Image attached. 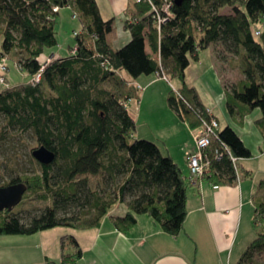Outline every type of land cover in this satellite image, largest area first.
<instances>
[{
    "label": "trees",
    "instance_id": "obj_1",
    "mask_svg": "<svg viewBox=\"0 0 264 264\" xmlns=\"http://www.w3.org/2000/svg\"><path fill=\"white\" fill-rule=\"evenodd\" d=\"M152 1L162 9L166 0ZM172 1L174 16L159 28L153 4L134 0L124 25L131 40L115 48L108 36L116 19H105L97 0H0V63L9 58L12 66L30 77L46 64L42 59L46 50L59 44L56 27L62 8L70 7L82 24L75 34L76 54L49 63L40 81L7 84L0 91V113L7 118L0 128V142L8 139L11 127L33 130L39 146L46 145L57 155L49 165L36 159L40 170L0 184L26 183L28 191L21 203L28 196L52 199L28 221L13 209L0 211V235H33L60 226L99 227L118 203L127 207L126 214L114 221L121 231L131 230L140 215H149L164 231L178 235L187 218L193 183L205 179L233 184L238 179L231 158L225 155L212 161L209 174L192 180L158 142L135 137L137 124L130 109L105 86L115 79L126 88L128 99L140 101L141 90L130 83L168 67L181 81L182 96L195 107L205 108L196 90L187 85L186 70L192 60L199 59L200 50L223 43L236 52L245 51L247 82L233 91L227 88L230 112L244 117L260 109L257 121L264 131V28L260 27L264 0H182L180 5ZM55 6L61 10L55 12ZM227 7L232 13H222ZM148 42L152 52L147 50ZM11 65L7 64L8 70ZM168 103L191 129L200 127L201 119L174 89ZM218 131L234 155L253 156L232 126ZM105 171L110 173L113 189H93L87 176ZM260 186L264 187V180ZM72 208L77 211L71 213ZM254 224L257 236L237 264H254L264 254V199L256 200ZM81 257L78 247L75 256L65 257L63 263Z\"/></svg>",
    "mask_w": 264,
    "mask_h": 264
},
{
    "label": "crops",
    "instance_id": "obj_2",
    "mask_svg": "<svg viewBox=\"0 0 264 264\" xmlns=\"http://www.w3.org/2000/svg\"><path fill=\"white\" fill-rule=\"evenodd\" d=\"M97 2L105 19L113 17L116 19L115 28L108 36L109 42L115 48L125 46L131 40V35L123 31L124 37L120 40L118 36L115 35L113 39L112 36L117 29V20H121L124 30H127L124 25L126 19L131 16L129 12L133 10L134 0H97ZM58 22L59 16L57 24ZM75 46H69L66 55L54 52L50 57L54 54H58L59 57L70 56L71 49ZM147 50L152 52L149 42ZM201 51L198 59L200 64H202ZM194 61L192 60L186 70V83L197 92L193 79L198 70L190 71ZM119 74L127 77L122 71ZM156 76L158 73L142 75L133 82L141 84L139 81L143 80L142 83L148 89L161 86L159 85L161 82H167L164 77ZM171 90L167 93V100ZM126 92L124 88L125 95ZM198 99L208 107L199 95ZM170 110L174 114L172 123L176 128L172 133L176 139L175 151L172 147L164 149L161 140L158 143L163 152L171 155L184 173L190 176L186 157L196 148V132L171 106ZM232 115L239 117L241 130L231 124L227 126H232L237 131L253 156L240 159L244 163L240 167L239 178L233 184H217L205 179L193 183L188 191L187 218L178 235L164 231L149 215H140L138 223L131 230L121 231L114 221L116 217L126 214L127 207L118 203L99 227L72 228L71 233L66 232L62 235L52 231L53 229L33 235H0V264H41L49 260L63 261L67 256H75L78 247L82 249V257L74 261L70 260V264H237L257 236L254 224L256 200L264 199V187L260 186L264 180V131L257 121L258 118L255 128H251L250 133H244L254 137L256 144H251L243 134L247 115L243 117L239 112ZM217 118L219 119L218 116ZM220 128H225L222 127L221 122ZM162 143L166 145V142ZM217 185L219 187L215 188ZM254 261L262 264L264 254L257 256Z\"/></svg>",
    "mask_w": 264,
    "mask_h": 264
},
{
    "label": "rangeland",
    "instance_id": "obj_3",
    "mask_svg": "<svg viewBox=\"0 0 264 264\" xmlns=\"http://www.w3.org/2000/svg\"><path fill=\"white\" fill-rule=\"evenodd\" d=\"M222 13L230 14L232 13V9L230 7L224 8ZM122 23L121 20H117V29L112 39L115 35L118 36V40L122 39L124 37L123 33L125 32L131 35L129 30H124ZM260 27L264 28V20L260 24ZM56 29L58 31L59 44L54 48H48L42 56L43 60L48 61L51 59L52 62L59 59L60 57H58V54H54L50 57L54 52H60L62 55H66L69 46L77 44L75 32L82 30V24L79 18L73 16L72 9L70 7H65L61 10ZM244 53L245 51L243 49L236 52L235 48L232 49L223 43H216L209 49L201 51L202 64H200L198 60H195L190 70H198V73L195 74V78L193 79L197 94L203 102L212 109L215 116L219 117L222 127H227V125L231 124L241 130L240 124L238 123L239 117L237 115H232L230 112L227 88L233 91L234 88L242 87V85L247 82V75L244 72ZM8 59H5L6 63L11 65L12 63ZM16 63L18 64V62ZM200 67H202L201 70ZM165 72L166 76L170 78V82H161L159 84L161 86L148 89V87L142 83L143 80H140L139 82L143 87V89H141L142 98L140 101L132 98L129 108L137 124V129L134 132L136 137L156 142L161 140V145L164 149L172 147L174 150V143L176 142V139L172 136L175 128V125L172 123V115L174 114H172L173 112L170 110L167 93L171 89H179L181 87V81L178 77H174L170 74L168 67L165 68ZM0 75L4 76L6 79L5 83L0 84V91L7 87V84L16 85L21 82L35 81V77L28 76L20 68L15 67V65H11L10 70H4L0 67ZM160 77H163V74ZM105 86L119 95L123 100H128L123 93L124 87L117 80H110L105 83ZM260 116V109H256L254 112L252 111L247 115L245 118L246 127L243 134L250 133V129L255 128V125H257L256 120L260 118ZM6 123V116L0 113V128ZM246 134L244 135L248 142L254 144V137ZM193 136L195 137L194 132ZM162 142H166V145ZM195 144L197 143L195 142ZM37 147H39V141L33 130L24 132L21 131L19 127H11L8 139L4 142H0V184L23 173H34L40 170V163L33 155V151ZM243 163L242 161L239 162L240 167H242ZM87 178L93 189H102L106 186L113 189V181L111 180L110 173L107 171L99 176L88 175ZM122 178L123 175L119 174L118 181H121ZM51 203L52 199L42 200L36 196H28L23 203L14 207L13 210L14 213L19 214L25 221H28L33 216L38 215ZM74 211L77 210H74V208L70 210L71 213ZM52 229V231H56L61 235L73 231L72 228L64 226Z\"/></svg>",
    "mask_w": 264,
    "mask_h": 264
},
{
    "label": "built area",
    "instance_id": "obj_4",
    "mask_svg": "<svg viewBox=\"0 0 264 264\" xmlns=\"http://www.w3.org/2000/svg\"><path fill=\"white\" fill-rule=\"evenodd\" d=\"M136 2H142V1H149L153 4L152 0H135ZM172 0H166L164 5L162 6V9H159L155 4H153V12L155 13L154 17L157 19L159 28H161L162 24L166 21L170 20L174 13L172 11ZM60 6H55L54 11L58 12L60 11ZM75 34H78L76 32ZM78 51L77 45L73 47L72 54H76ZM59 57V56H58ZM51 62V59H49L46 64L41 69V72L35 76V81H40L42 77V73L45 71L48 64ZM0 67L4 70H7V63L4 59L0 63ZM113 69V68H112ZM163 74V77L170 82V78L166 76V73L164 70L162 73L158 72V75L161 76ZM6 79L4 76L0 75V84L5 83ZM130 84L135 85L138 89H143L142 85L138 82H131ZM176 93L186 102V104L193 109L198 117L201 119V125L199 128L196 129V148L187 154L186 161L189 167L190 172V178L192 180L198 178V177H204L205 175L209 174L211 171L212 161L214 159H222L225 155H229L231 158L234 167L236 169L238 178L240 176V159L238 156L234 155L232 152L231 147L224 142L219 134V128H220V122L218 118L215 116L211 108L205 107H195L192 105L188 100H186L182 94L179 92V89L174 88ZM130 100L127 101L122 100L121 104L128 107L130 106ZM219 186H215V188H218ZM41 264H64L63 261H46Z\"/></svg>",
    "mask_w": 264,
    "mask_h": 264
},
{
    "label": "water",
    "instance_id": "obj_5",
    "mask_svg": "<svg viewBox=\"0 0 264 264\" xmlns=\"http://www.w3.org/2000/svg\"><path fill=\"white\" fill-rule=\"evenodd\" d=\"M182 0H176V4L180 5ZM34 157L42 164L49 165L56 159L55 151L48 148L46 145H41L34 149ZM28 186L24 182L14 183L7 186L0 187V211L6 209H13L18 206L26 192Z\"/></svg>",
    "mask_w": 264,
    "mask_h": 264
}]
</instances>
